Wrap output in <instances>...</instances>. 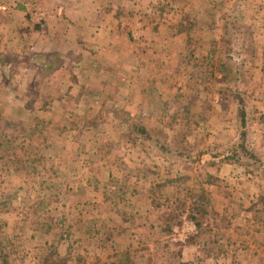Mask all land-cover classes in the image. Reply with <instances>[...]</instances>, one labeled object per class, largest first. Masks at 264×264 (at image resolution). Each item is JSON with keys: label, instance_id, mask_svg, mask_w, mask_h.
Instances as JSON below:
<instances>
[{"label": "rangeland", "instance_id": "1", "mask_svg": "<svg viewBox=\"0 0 264 264\" xmlns=\"http://www.w3.org/2000/svg\"><path fill=\"white\" fill-rule=\"evenodd\" d=\"M108 1L119 38L84 60L57 6L69 23L90 8L0 0V132L37 129L61 193L0 170L6 264H107L128 246L151 264H264V0Z\"/></svg>", "mask_w": 264, "mask_h": 264}, {"label": "trees", "instance_id": "2", "mask_svg": "<svg viewBox=\"0 0 264 264\" xmlns=\"http://www.w3.org/2000/svg\"><path fill=\"white\" fill-rule=\"evenodd\" d=\"M181 33L182 30L178 31ZM243 113V111H242ZM39 134V131L35 128H29L27 132H25V137L18 138L13 137L10 139L7 133L0 132V170H6L10 173L16 175L26 176L35 181L40 187L46 188L52 194H55L54 202H60L61 200V193L58 192L55 187L50 185V181L53 180L54 171L52 169H47L45 166V157L42 155L41 150L43 147L50 145L48 144V140L40 141L36 139V134ZM19 148V150H17ZM9 149L16 150L10 152ZM51 174L52 177L50 180L46 174ZM193 198L192 203V211L191 218L196 222L197 218L195 215L205 212L204 206L209 204V200L207 198V193L204 190L201 191L200 194H191ZM197 224V223H196ZM198 226V224H197ZM171 229L166 227L164 232L169 233ZM100 234L99 231L96 232ZM101 235H106L103 232ZM200 236V235H198ZM196 239L198 237L195 236ZM214 237H211L213 240ZM151 240H153L151 238ZM196 244V243H195ZM206 245V243H204ZM197 246V244L195 245ZM6 248V247H5ZM132 247H126L125 251L121 253H115L111 257H107L105 263L107 264H151V258L145 257L147 251L149 249L143 248L139 250H135L134 252L131 251ZM3 244L0 242V262L1 264H6L8 262V257L10 256L8 251H4ZM40 264H64L65 259H61L58 257L49 256L46 254L44 257H39ZM96 261V262H95ZM93 264H104L100 259L95 258Z\"/></svg>", "mask_w": 264, "mask_h": 264}, {"label": "crops", "instance_id": "3", "mask_svg": "<svg viewBox=\"0 0 264 264\" xmlns=\"http://www.w3.org/2000/svg\"><path fill=\"white\" fill-rule=\"evenodd\" d=\"M57 2H63V5L66 3H69V5H75L78 7L77 10H72V8H69V11L72 12V14H70L71 18H74V15L78 13V11L81 9V6L83 5L84 7H88L90 8L89 11L85 10L81 13L82 16L79 17V19H77L76 21H72V23H69L68 19H63V15L65 16V13L68 12V7L66 6H60L58 8V6L60 5V3L57 6L58 12H62L61 15V21H59V24L56 26V29L60 28V30H62L64 32V35H67V39L70 43H73L74 45H78L77 48V52L78 53H83V58L84 60H87V58L85 57L86 54H90L94 53V51H87L85 49L84 46H86V44H92V46L94 47L95 50L97 47L98 48H103V45H106V47L110 46V49H112V47L116 44V41L118 40V36H116V32L115 30H117V28H119L120 23L123 21V16L118 19V10H122L124 11L123 8H119V7H114L109 5L111 4V1L107 0V4L103 5L104 3H102L103 0H74V4L72 3L73 0H56ZM130 4L131 7H129V9H126L125 12H129L130 14L133 12H138L139 7H138V1H132ZM138 7V8H137ZM93 10V11H92ZM42 13V17L45 18H53L55 17V13H53V11H48ZM120 12V11H119ZM70 13V12H69ZM80 14V15H81ZM79 15V16H80ZM98 18V19H96ZM91 20H95V22H99L96 31H93L92 26L94 25H90L89 26V21ZM129 21H127L128 23ZM147 25L145 24V22H135L132 25H129V30H132V27L135 28H140L141 26ZM162 26H165V23H161ZM149 26V25H148ZM157 27L158 25L154 24V27ZM160 26V24H159ZM68 28H71L72 32H70V30H67ZM150 27V26H149ZM161 27V26H160ZM159 27V29H160ZM114 30V31H110V35L112 34L111 37L108 38H104V35H106L107 33H105V31L108 30ZM93 31V32H92ZM115 35V36H114ZM183 35V32L181 33H176L175 37H179ZM66 37V36H64ZM80 45V46H79ZM112 45V46H111ZM90 50V49H89ZM97 52V51H95ZM96 57V56H95Z\"/></svg>", "mask_w": 264, "mask_h": 264}]
</instances>
